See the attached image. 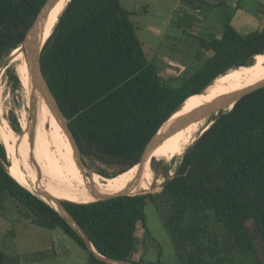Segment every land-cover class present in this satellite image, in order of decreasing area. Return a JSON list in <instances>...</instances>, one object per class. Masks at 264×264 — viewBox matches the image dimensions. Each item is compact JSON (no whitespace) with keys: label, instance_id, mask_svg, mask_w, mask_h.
Wrapping results in <instances>:
<instances>
[{"label":"trees","instance_id":"1","mask_svg":"<svg viewBox=\"0 0 264 264\" xmlns=\"http://www.w3.org/2000/svg\"><path fill=\"white\" fill-rule=\"evenodd\" d=\"M45 2L0 0V62L20 45ZM182 3L194 9L210 6L208 0ZM182 14L178 22L192 28L195 19ZM135 15L121 7L119 0H70L40 54L44 77L82 157L111 169L110 173L97 170L106 178L132 171L164 122L182 105L161 131L181 117L214 79L216 84L231 69L249 66L255 56L264 54V24L260 31L245 35L227 19L219 36L199 39L202 59L211 55L195 72L178 83L165 80L136 35L131 21ZM8 74L13 85L20 87L17 75ZM1 93L0 87V110ZM7 120L19 133L13 115ZM20 125L22 133H30L28 124L21 121ZM190 145L174 177L159 193L83 204L66 192H48L72 202L63 205L105 258L161 264L159 259L145 263L131 258L136 231L150 236L144 209L151 203L179 264H264V87L215 117ZM10 167L0 142V204L4 197L13 198L34 225L59 228L74 240L86 252L87 264H110L92 254L53 207L11 177Z\"/></svg>","mask_w":264,"mask_h":264},{"label":"rangeland","instance_id":"2","mask_svg":"<svg viewBox=\"0 0 264 264\" xmlns=\"http://www.w3.org/2000/svg\"><path fill=\"white\" fill-rule=\"evenodd\" d=\"M219 2L221 5L216 7L215 5ZM208 3L209 7L194 9L183 4L182 0H119L121 7L137 13L131 17V21L148 60L156 65L160 77L165 80L174 79L177 83L195 72L203 59L211 55L207 53L202 59L199 39L219 36L227 19H230L235 28L245 35L260 31L264 24V0H208ZM183 12L195 19L192 28L178 22ZM199 53L200 59L197 58ZM10 56L11 54L0 62L2 88L0 118L2 119L4 112L6 120L12 115L17 120L20 132L15 133L8 122L10 132L12 129L21 147L23 158L28 163L32 174L36 175L45 187H48L46 190L71 189L58 182L43 164L42 156L33 152L35 139L41 138L39 142L46 145L42 135L36 138L37 131H33L32 135L35 137H33V149H31L29 134L22 133L20 122L23 119L29 120V109L21 81L20 87L16 88L8 74V72H14L12 68L7 69ZM48 153L52 161V149ZM181 158H175L169 165L165 162L160 163L155 165V168L163 172L166 168L167 177L169 174L174 175ZM82 159L88 169L97 175H99L97 170L112 172L98 162H92L84 157ZM9 163L11 165L10 160ZM148 169L149 167L145 171ZM160 191L161 188L146 194H155ZM144 212L150 236H145L141 229L136 231L132 260L138 262L144 259L145 263H154L159 259L161 264H179L175 258L171 238L164 229L155 206L147 203ZM0 254L3 256V264H87L86 252L74 240L59 228L50 230L34 225L30 222L28 212L10 197H4L3 203L0 204Z\"/></svg>","mask_w":264,"mask_h":264},{"label":"bare ground","instance_id":"3","mask_svg":"<svg viewBox=\"0 0 264 264\" xmlns=\"http://www.w3.org/2000/svg\"><path fill=\"white\" fill-rule=\"evenodd\" d=\"M69 1L70 0H60L49 12L42 29V42H45L50 37L60 15L63 13ZM8 63L7 69L12 68L21 81L22 89L24 90L27 100V106L30 110L32 93L29 83L27 61L24 53L20 49L14 50L11 53L10 62ZM263 79L264 54H261L254 57L251 65L239 69H231V71L220 82L214 84V79L204 92L198 94L194 98L183 115L204 104L210 103L218 97L226 96L238 90L255 85ZM230 109L232 108L229 107L227 109L219 110L216 114L209 113L206 116H199L187 123L174 127L162 144L151 154L150 158H148L143 165L135 166V168L127 175L122 177H111L103 180L99 175L94 174L93 181H91L89 177L82 174L78 167L75 166L76 161L67 137L63 133L49 107L42 100H39L34 107L35 125L33 131H37L36 138L39 137L40 134L42 135L46 141V145L39 142L42 140L41 138L35 139V150H33V152H37L42 156L43 164L58 182L71 188L60 190L68 193L76 200L85 202L83 204L92 203L98 198L96 190L105 193L126 191V193L130 195L150 193L161 188L166 177L162 171V176H164V178L156 182V186L152 189L151 186H148V183L152 180V172L155 165H160V163L163 162L169 165L171 162L173 163L175 158L182 157L189 147L190 141L192 139L197 140L200 134H203L205 130L208 129L207 127L212 124L209 125L210 121L212 122V120L219 114L227 112ZM22 121H25V123L29 125V120L26 121L23 119ZM7 123L8 121L3 112L2 119L0 118V142L4 146L8 158L11 161V167L8 168L9 174L25 189L31 192H36V186H38L37 188L50 195L46 190L48 187H45L38 180L36 175L32 174L28 163L21 154V147L19 146L12 130L10 132ZM50 149H52L53 153L52 161L48 153ZM148 167L149 169L145 171ZM74 190L87 195H92V197L81 195ZM44 200H46L51 206H54L53 202L48 201L47 199Z\"/></svg>","mask_w":264,"mask_h":264},{"label":"water","instance_id":"4","mask_svg":"<svg viewBox=\"0 0 264 264\" xmlns=\"http://www.w3.org/2000/svg\"><path fill=\"white\" fill-rule=\"evenodd\" d=\"M59 1L60 0H46L44 5L42 6L40 11L38 12L33 24L27 30L22 42L16 48V49H20L26 57L27 67H28V72H29V83H30L31 93H32V95H31V106H30V110H29V125H30L29 143H30V148L33 149V135H32V133L34 130V125H35L34 107L39 100H44L46 102V104L48 105L49 109L52 111V113H53L54 117L56 118L58 124L60 125L63 133L65 134V136L67 137V139L70 143V146H71L72 151H73V156H74V159L76 161V165H77L78 169L80 170V172L82 174H85L87 177L90 178L91 181H93V175L95 173H93L90 169H88V167L85 165V163L82 159V155L80 153L77 142H76V140H75V138L71 132L68 121H67L65 115L63 114L62 110L60 109V107L57 103V100L54 97V95H53V93H52V91H51V89H50V87H49V85H48V83L44 77L42 67H41V62H40V54H41L43 46L46 42V41L42 42V29H43L45 21L48 17L49 12ZM239 68H241V67H238L235 69H239ZM207 87H205L200 93L204 92V90ZM263 87H264V79L262 81L256 83L255 85L246 87L242 90H238V91L233 92V93L226 95V96L218 97V98L214 99L213 101H211L210 103L204 104V105L198 107L197 109H194L193 111H191L185 115H182L181 117L177 118L176 120L174 119L168 125V127L165 128V130L161 131V128L163 127V125L166 122L170 121L171 117L177 111H179L180 107L182 106L181 105L164 122V124L160 127L158 132L155 134V136L147 144V146L144 149V152L141 156V159L137 165H143L148 160V158H150L153 151L160 145L164 134L169 129L176 127L178 125H182L184 123H187L188 121H191L196 117L203 116V115L206 116L209 113H215L216 114L219 110L227 109L231 106L233 107L235 105V103H237L244 96H246V95H248V94H250V93H252V92H254L260 88H263ZM211 123L212 122L210 121L209 125ZM207 128H209V127H207ZM161 169H163L162 166H161ZM152 174H153L152 180L148 183V186H151V189L156 186L155 185L156 182H158L160 179L164 178V176H162V171H160L157 168L153 169ZM164 174H165V172H164ZM100 177L103 180L107 179L106 177H102V176H100ZM173 177H174V175H169L168 177L166 176L165 179L170 180ZM165 182L166 181H164V183H162L161 190H162ZM37 187L38 186H36V192L35 193L31 192V191L30 192L32 194H34L35 196H37L41 200L43 198V201L46 202L48 205H50V204L44 199H47L48 201L53 202L55 207L51 206V205L50 206L53 207V209L55 211H57L73 227V229L77 232V234L81 237V239L86 244L88 250L92 254H94L98 259H100L101 261H104L106 263H110V264H134L132 262L113 260V259L105 258V257L99 255L95 251L94 247L92 246V244H91L90 240L88 239L87 235L85 234V232L82 230V228L76 222V220L72 217V215L68 212V210L64 207L63 202H69V201L56 199V198L50 196L45 191H43ZM144 194H146V193L130 195V194L126 193V191H119L116 193H105V192H101L99 190H96V195L98 198L94 202L114 199V198L121 197V196H135V195H144ZM69 203H72V202H69Z\"/></svg>","mask_w":264,"mask_h":264}]
</instances>
